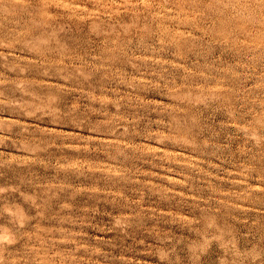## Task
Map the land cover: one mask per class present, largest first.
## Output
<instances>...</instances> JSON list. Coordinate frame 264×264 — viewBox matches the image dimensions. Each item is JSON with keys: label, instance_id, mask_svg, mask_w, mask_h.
<instances>
[{"label": "rangeland", "instance_id": "1", "mask_svg": "<svg viewBox=\"0 0 264 264\" xmlns=\"http://www.w3.org/2000/svg\"><path fill=\"white\" fill-rule=\"evenodd\" d=\"M0 264H264V0H0Z\"/></svg>", "mask_w": 264, "mask_h": 264}]
</instances>
